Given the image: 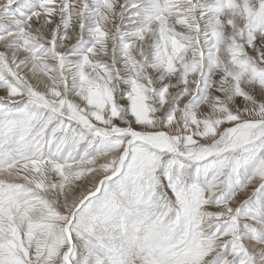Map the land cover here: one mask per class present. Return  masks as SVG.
<instances>
[{"label": "snow or ice", "instance_id": "snow-or-ice-1", "mask_svg": "<svg viewBox=\"0 0 264 264\" xmlns=\"http://www.w3.org/2000/svg\"><path fill=\"white\" fill-rule=\"evenodd\" d=\"M0 264H264V0H0Z\"/></svg>", "mask_w": 264, "mask_h": 264}, {"label": "rangeland", "instance_id": "rangeland-1", "mask_svg": "<svg viewBox=\"0 0 264 264\" xmlns=\"http://www.w3.org/2000/svg\"><path fill=\"white\" fill-rule=\"evenodd\" d=\"M0 95H2V93H0Z\"/></svg>", "mask_w": 264, "mask_h": 264}]
</instances>
